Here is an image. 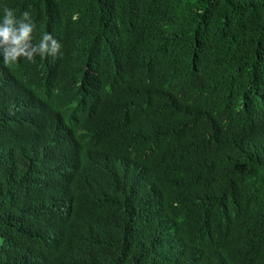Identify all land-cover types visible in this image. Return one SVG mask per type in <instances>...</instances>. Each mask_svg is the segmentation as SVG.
Here are the masks:
<instances>
[{
  "label": "trees",
  "instance_id": "1",
  "mask_svg": "<svg viewBox=\"0 0 264 264\" xmlns=\"http://www.w3.org/2000/svg\"><path fill=\"white\" fill-rule=\"evenodd\" d=\"M95 1L62 0L61 17L77 16L70 32L89 25ZM117 4L165 42L153 58L167 84L121 87L110 100L123 126L104 120L55 144L81 163L72 219L22 198L31 144L12 145L0 124V264H264V101L250 118L260 96L243 93L264 86V0Z\"/></svg>",
  "mask_w": 264,
  "mask_h": 264
},
{
  "label": "clouds",
  "instance_id": "2",
  "mask_svg": "<svg viewBox=\"0 0 264 264\" xmlns=\"http://www.w3.org/2000/svg\"><path fill=\"white\" fill-rule=\"evenodd\" d=\"M59 4L0 0V124L12 145L31 144L26 165L16 171L22 198L44 213L72 219L84 206L82 182L72 170L81 163L60 154L55 144L80 139L104 120L115 129L123 126L113 122L119 110L110 98L128 84L155 78L167 84V68L153 58L165 43L150 36L155 28L142 19L128 21L117 0L88 6L93 16L79 33L68 27L77 16L65 20ZM48 10L57 14L48 19ZM139 40L147 51H140ZM243 93L260 96L252 118L263 109L264 86L248 84ZM188 173L197 176L193 162Z\"/></svg>",
  "mask_w": 264,
  "mask_h": 264
}]
</instances>
